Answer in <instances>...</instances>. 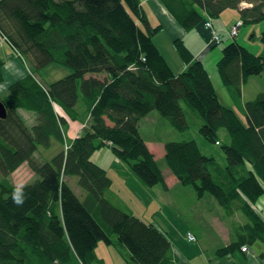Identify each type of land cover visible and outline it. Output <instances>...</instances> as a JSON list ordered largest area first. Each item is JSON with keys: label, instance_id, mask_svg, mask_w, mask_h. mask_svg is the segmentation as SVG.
<instances>
[{"label": "trees", "instance_id": "16d2710c", "mask_svg": "<svg viewBox=\"0 0 264 264\" xmlns=\"http://www.w3.org/2000/svg\"><path fill=\"white\" fill-rule=\"evenodd\" d=\"M162 2L186 31L202 22L194 5L216 18L248 4L239 12L242 25L264 21V0ZM153 31L137 0H0L1 37L33 69L10 83L0 98L7 111L0 120V174L5 181L27 163L38 177L23 188L27 199L22 206L12 202L14 188L0 184V264H94L99 242L114 246L127 264H177L159 229L106 199L110 180L90 158L110 143L114 156L145 186L166 191L161 168L138 126L156 111L178 131L187 129L182 102L201 120L198 132L208 143H219L218 133L225 130L228 142L221 150L226 165L218 167L189 140L164 145L166 167L198 198L213 197L227 216L236 210L245 216L248 224L239 243L264 245V221L252 208L264 193V93L240 104L242 121L220 103L203 65L181 40L173 44L186 69L172 72L151 41ZM260 43L264 47V30ZM262 54L253 55L235 41L224 47L217 64L223 84L240 89L249 77L264 74ZM52 63L72 73L44 86L35 70ZM2 68L0 61V84ZM80 106L91 118V130L84 128L64 149L62 128L66 118H78ZM19 111L32 113L36 124L27 127ZM54 146L62 149L48 161L32 162L39 148ZM64 177H77L82 200Z\"/></svg>", "mask_w": 264, "mask_h": 264}, {"label": "rangeland", "instance_id": "374dc122", "mask_svg": "<svg viewBox=\"0 0 264 264\" xmlns=\"http://www.w3.org/2000/svg\"><path fill=\"white\" fill-rule=\"evenodd\" d=\"M248 6V4H246ZM246 8L242 7V3L239 6L240 10ZM135 17V16H134ZM136 24H141L139 17H135ZM206 22V21H205ZM204 22V26H205ZM240 30V29H239ZM264 30V21L257 25H244L243 31L246 33L244 43L240 42L239 45L246 48L250 53L254 54V52L260 53L264 52V47L260 43V35ZM239 32V31H238ZM152 35L153 33L150 32ZM151 35V41H152ZM174 43V42H173ZM231 42H223L222 44L213 48L217 53L219 52L220 56L217 57V60L213 62V64H218L222 57L221 51L224 47L229 45ZM162 51L167 57L168 61L173 66L172 59L170 57V52L173 53L175 58L177 57V53L174 50L173 46L165 42L164 46H161ZM262 52V53H263ZM263 55V54H262ZM21 58L24 66L31 72H33L30 64L27 59L21 55ZM143 62V61H142ZM186 69H183V71ZM218 69V67H217ZM182 71V72H183ZM208 74L210 79L213 81V84L218 91L219 101L225 107H232L235 110L238 117L243 121L241 112L239 111L237 104H243L247 101L253 100L256 95L252 96L253 85L252 82H257L258 86L264 87V74L260 76H251L245 82L241 83L240 89L239 87L231 89L230 87L221 88L218 81L214 79L212 76L211 70H208ZM36 75L34 77L36 80L43 84L44 86H48L58 80H61L67 76H69L72 72L70 69L65 68L63 66L57 65L55 63L49 64L46 67L35 70ZM181 73V72H180ZM31 74V73H30ZM211 75V76H210ZM221 82V79H219ZM248 82V83H247ZM222 84V83H221ZM256 84V85H257ZM6 89H2L0 91V98H2L6 94ZM264 91V88L263 90ZM239 93V94H238ZM264 93V92H262ZM233 105V106H232ZM182 108L185 112L186 120H187V129L183 131H178L175 129L170 123H168L165 119H163L156 111L151 112L147 121H141L140 124V133L143 139L148 140L149 145L155 151L156 156L159 159H155L158 163L159 167L166 171L168 168L164 163V159H161L160 156L162 154V149L160 145L164 142H181V141H189L193 140L197 143L200 152L204 156L213 157L218 167L222 168L226 165L225 158L223 152L221 150V145L223 143L228 142L227 134L225 130H220L218 133V141L219 143L210 144L205 141L202 136H200L198 130L201 126V120L199 117L193 113L184 102H182ZM81 108L79 109L80 112ZM21 118L25 121L27 127H31L36 124V117L30 113L25 111H19ZM87 115V114H86ZM87 125H85L86 130H91V118L87 116ZM85 129H82V132ZM79 133L76 137H80L83 134ZM63 141L65 145L64 149H67V146L74 140L70 142V140L65 137V128H62ZM75 138V139H76ZM157 143L159 145H157ZM110 143H107L105 146V150H101L98 152L97 157L100 158L101 162H96L93 159V163L97 164L101 168H104L106 174L110 180V186L114 191H119L121 193L122 199L127 201L128 205H136L138 202H141V198H151L152 188H149L143 184V182L131 171L130 167L121 161L114 160L113 153L111 151ZM159 150H155L153 147H157ZM61 147L54 146L48 150L43 148H39L37 153L34 154L32 158V162L35 165H41L44 162L48 161L54 154L60 150ZM99 151V150H98ZM164 154V151H163ZM114 159H113V158ZM113 160V161H110ZM92 161V160H91ZM102 163V164H101ZM165 176H171V180L168 178L167 186H171V191L168 193V201L170 205L164 207V213L168 225L170 229V239L174 247H177L185 258L189 259L196 251H200V246H204L209 250L215 251L216 256H228L233 251L238 250L240 253L242 252V248L246 247L244 243H239L242 241V237L240 236V232H244L246 225L248 224L245 216L240 213L238 210L235 211V214L227 216L224 209L218 204V202L206 194L202 198H198L196 193L191 187L182 186L174 179L171 172L167 171ZM162 173V171H161ZM163 175V174H162ZM164 178V175H163ZM38 180V177L34 173L32 167L25 163L20 166L17 170H15L9 177L3 180V177L0 174V184L4 183L8 186L15 188H25L26 186L32 185ZM68 182V185L77 188V190L81 193L82 190L77 185V177L65 178ZM165 180V178H164ZM166 182V180H165ZM119 186H132L129 190L133 191V197H129L126 195V192L122 191ZM136 186H142L141 189L138 190ZM157 188H160V185H156ZM179 186V188H178ZM1 192V188H0ZM83 193V192H82ZM141 197V198H140ZM261 197V196H260ZM262 200V201H261ZM257 202V205L253 204L252 208L255 212L264 211V199H261ZM258 213V212H257ZM259 214V213H258ZM166 225V226H167ZM190 233L195 237V242H189L186 239V235ZM254 243L261 244L259 241H255ZM102 244V255L106 261L115 262L120 259L119 252L116 251L113 246H107L104 243ZM240 244V246L238 245ZM234 246L231 252H219L220 249L228 248L229 246ZM236 245V246H235ZM264 246V245H263ZM249 249V247H248ZM252 255L253 251L251 250ZM250 254V250H248V256Z\"/></svg>", "mask_w": 264, "mask_h": 264}, {"label": "crops", "instance_id": "0c3cea01", "mask_svg": "<svg viewBox=\"0 0 264 264\" xmlns=\"http://www.w3.org/2000/svg\"><path fill=\"white\" fill-rule=\"evenodd\" d=\"M137 2L139 5V10L141 11L142 16L145 17V20L148 23L149 28L154 29L153 35H152V42L154 46L161 53V55L163 56V58L165 59V61L167 62V64L169 65L170 69L172 70L174 74H179L180 72H182L183 69L185 68V65L182 62L177 52L176 53H177L178 58H175L173 53L170 52L169 54L174 64L172 66L171 63L168 61L167 57L165 56L164 52L162 51L161 46H164L165 42H168L173 46L175 50L173 42L176 40H181L184 43L185 47L192 54L193 58L196 61L201 62L207 74L209 72L208 70H211L212 76L214 77L216 81H218L221 88L227 87L226 84H223V81L217 69V64H213V62L217 60V57L220 56V54L219 52L217 53L215 50H213V48L216 47L217 45L211 42L212 41L211 30L205 28L204 22L207 20L211 21L212 29L221 36L222 43L225 41L227 43L228 42L232 43L234 41L237 44H239L240 42L244 43L245 36H246V33L243 31L244 25H242V27L240 28L237 37L232 38L229 35V30L231 29V27L238 20H240L239 10H225L218 17L211 18L202 9L194 5L193 9L202 17V22L196 25L193 29L186 31L178 23L175 17L170 13V11L165 6V4L162 2V0H137ZM138 27L143 32L145 31V28L141 26L140 24H138ZM262 52L263 51H261L260 53L254 52L253 55L259 56L262 54ZM19 57L20 56L16 54V52L10 47L9 44L2 43L0 45V61L3 63V68H2L3 82L0 84V91L2 89L7 88L10 83L16 80H19L29 75L30 73L32 74L31 69L29 71L27 67L24 66L21 58ZM219 79H221V82ZM211 82L213 84L212 80ZM256 84L257 82L255 81L252 82V85H253L252 96L264 92L262 91L264 87L258 86V84L257 85ZM216 92L218 94L217 90ZM218 98H219V95H218ZM235 104H237V106L238 105L240 106L239 103H235ZM80 108L81 110L79 112ZM80 108H78L79 116L76 120H70L66 118L65 137H67V139L70 140V142L73 139H75L79 135V133L82 132V129L85 128V125H87V122L89 121V120L87 121L88 119L87 116L89 114L85 112V109L82 108V106H80ZM228 108L232 109V107H228ZM58 111H59L58 114L60 116H64V113L61 110H58ZM149 115L151 116L153 114L149 113L145 118L140 120L139 126H138L139 133H140L141 121H147ZM140 136L142 137L141 133H140ZM143 140L147 148L149 149V151L155 157V159H159L156 156L155 151L149 145L148 140H145V139ZM165 144L166 142L160 145L161 147H163L162 154L160 156L161 159L164 158L163 151H164ZM157 145L159 144L157 143ZM153 148L155 150H159L158 146L153 147ZM105 149H108V148L103 147L99 151L94 152L90 158L92 162L94 159L96 162L100 163L101 160L100 158L97 157L98 152H100L101 150H105ZM113 157L115 156L113 155ZM114 160L119 161L116 157ZM110 161H113V160H110ZM102 169L105 170L104 168ZM161 171H162V174L164 175L166 183L168 184L169 183L167 181L168 178L169 180L173 179L171 178V176H168V174H167V177L165 176V173H168L167 171L169 170L164 171L161 169ZM174 179L176 178L174 177ZM112 187L113 186H110L109 189L106 191L105 193L106 199L113 206L123 210L126 213H129L139 218L140 220H142L143 222L147 224H152L157 229H159L169 239L171 246H172V254L174 258H176L177 264H264V246L261 244H257V243L248 245L249 250H250V254L248 256H246L247 255L246 253L242 254L238 250H236V251H233L228 256L225 255V256L220 257V256L215 255V251L213 252L212 250H210V248L208 250L207 248L201 245L199 248L200 251H196L189 259L185 258L184 255L181 253V251L177 247L173 246L172 241L169 237L170 229L168 225L166 224L167 217H165L164 207H166L167 205H170L167 195L171 191V186H167L168 189L166 191L163 190L161 186L160 188H157V186H154L152 187V190H151L152 191V194L150 195L151 198L143 199L140 197L142 204L138 202L136 205H131V206L127 204L126 200L122 199L121 193L119 191H114ZM136 187L139 190L141 189L142 186H136ZM70 188L73 190V192L76 194L77 197H79L81 200L83 199L84 193L82 192L80 193L77 190V188H73L71 186ZM119 188L122 191L126 192V195H128L129 197H133L134 195L133 191L129 190L130 188H132V186H119ZM261 199H264V193L262 194L261 197H259L256 200V202L254 203L255 206L257 205V202H259ZM257 212L259 213L258 215L260 216V218L264 221V211L260 210ZM101 243L102 242H99L94 248V255H95L94 264H127L122 257H120V259H118L115 262L106 261L102 255L103 246ZM113 248L115 247L113 246ZM251 250L253 251V255H252Z\"/></svg>", "mask_w": 264, "mask_h": 264}, {"label": "built area", "instance_id": "2783aa9c", "mask_svg": "<svg viewBox=\"0 0 264 264\" xmlns=\"http://www.w3.org/2000/svg\"><path fill=\"white\" fill-rule=\"evenodd\" d=\"M242 7L243 8H246V7H250L249 5L248 6H246V4H242ZM242 27V21L241 20H238L232 27H231V29L229 30V35L232 37V38H235V37H237V35H238V31H239V29ZM205 28H207V29H210L211 30V39H212V43H214L215 45H219L221 42H222V39H221V36L217 33V32H215L213 29H212V25H211V21L210 20H207L206 22H205ZM186 239H187V241H189V242H195V237L192 235V234H190V233H188L187 235H186ZM248 247L246 246V247H243L242 248V252H244V253H246V254H248Z\"/></svg>", "mask_w": 264, "mask_h": 264}, {"label": "clouds", "instance_id": "9594fccd", "mask_svg": "<svg viewBox=\"0 0 264 264\" xmlns=\"http://www.w3.org/2000/svg\"><path fill=\"white\" fill-rule=\"evenodd\" d=\"M27 199V193L23 188H15L12 192V202L17 206H22Z\"/></svg>", "mask_w": 264, "mask_h": 264}, {"label": "water", "instance_id": "95a60500", "mask_svg": "<svg viewBox=\"0 0 264 264\" xmlns=\"http://www.w3.org/2000/svg\"><path fill=\"white\" fill-rule=\"evenodd\" d=\"M261 64H262V67L264 69V52H263V55H262ZM6 116H7L6 108H5V106L3 105V103L0 100V120H4L6 118Z\"/></svg>", "mask_w": 264, "mask_h": 264}, {"label": "bare ground", "instance_id": "6f19581e", "mask_svg": "<svg viewBox=\"0 0 264 264\" xmlns=\"http://www.w3.org/2000/svg\"><path fill=\"white\" fill-rule=\"evenodd\" d=\"M2 35L0 34V45L2 44V43H7L8 44V42L6 41V39L4 38V37H1ZM222 43V42H221ZM220 43V44H221ZM219 44V45H220ZM218 46V45H217ZM12 48V47H11ZM14 50V49H13ZM15 51V50H14ZM16 52V54L18 55V56H20L21 57V55L17 52V51H15ZM25 164V163H24Z\"/></svg>", "mask_w": 264, "mask_h": 264}]
</instances>
